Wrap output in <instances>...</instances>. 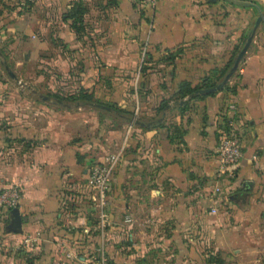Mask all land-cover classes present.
I'll use <instances>...</instances> for the list:
<instances>
[{"label":"crops","instance_id":"1","mask_svg":"<svg viewBox=\"0 0 264 264\" xmlns=\"http://www.w3.org/2000/svg\"><path fill=\"white\" fill-rule=\"evenodd\" d=\"M14 1L0 0V48L8 54L1 42L16 38L11 59L34 56L41 78L19 81L9 70L0 79V189H21L19 231L0 209V264H97L93 247L122 232L123 264H264V18L224 84L232 89L199 93L181 116L192 94L177 85L230 68L258 15L252 7L78 0L75 29L65 11L76 0H28L10 16ZM225 117L243 158L216 176ZM116 149L113 234L95 238L77 200L89 164ZM24 233L37 246L28 250Z\"/></svg>","mask_w":264,"mask_h":264},{"label":"built area","instance_id":"2","mask_svg":"<svg viewBox=\"0 0 264 264\" xmlns=\"http://www.w3.org/2000/svg\"><path fill=\"white\" fill-rule=\"evenodd\" d=\"M157 0H138V2L147 8H153ZM228 134L219 140L215 147V153L217 157L216 176H220L225 171L231 169L238 164L243 158V153L240 147V141L237 133L232 126H229ZM116 156H107L102 163L94 164L90 167L86 176V184L93 190L95 194L94 207L97 208L98 227L103 229L105 225H109L110 209L108 194L110 191V185L112 180V173L115 168ZM19 202V190L17 185H13L9 188L0 190V208L12 209L17 206ZM129 218H125V221H129ZM36 237H32L29 234L25 235L23 243L31 246ZM264 257V248L262 250ZM67 257H71L72 254L66 252ZM98 264H104L103 259L98 261Z\"/></svg>","mask_w":264,"mask_h":264},{"label":"rangeland","instance_id":"3","mask_svg":"<svg viewBox=\"0 0 264 264\" xmlns=\"http://www.w3.org/2000/svg\"><path fill=\"white\" fill-rule=\"evenodd\" d=\"M12 1H14V0H2V3L3 2L7 3V2H12ZM4 7L5 6L3 4V5H1L0 9L3 8V10H4ZM0 38L3 39L2 36H0ZM1 44H3V43L1 42ZM25 45L27 47L28 43L26 42ZM33 57L34 56H32L30 58V60H29L30 63H28V62L23 63V54L21 52H18V53L16 52L14 54V56L12 57V59L10 56H8L6 58H3L0 56V79L9 78V75H8L9 70L11 72H13V74L18 77L19 81H21V80L29 81V79L32 80L34 78L40 79L41 76L38 75L40 68H38V69L36 68V64H34L35 61H34ZM37 61H38V59H37ZM50 75H51L49 77L50 79L55 78L54 75H52V74H50ZM24 83H28V82H24ZM25 85H27V84H24L23 86H19L16 89H20L21 91L24 92L26 90ZM29 92H31V91H29ZM42 92H44V91H42ZM38 93H40V92H38ZM121 153H122V150L116 149V150H113L112 152H106L105 154H102V156H100L101 158L99 156H96L95 161H93L89 164V166L87 168V174H88V171L92 165L102 163V161L109 155H115L116 156V163H115V167H116L117 162L120 160V158L123 155ZM97 157H99V158H97ZM114 172H115V168L113 170L112 175L114 174ZM86 182H87V178L85 179L84 184H83V189H85L87 192H85L84 194L81 195L80 194L81 192L79 191L80 197L77 200L78 201L77 205L82 210L84 209L83 207H85V209H86L85 211H86L87 215L89 216V222H90L91 226H89L90 231H88V233L93 232L94 233L93 237L102 239L103 237H106L107 233L113 234L109 230H111V227H113L114 224L112 223L111 220H109V225H105V227H103V229H100L98 227L97 208L94 207L95 194H94L93 190L86 184ZM13 185H17V188L19 190V200H20L21 189H20V185L18 183L10 184L4 188H1L0 190L9 188ZM112 190L113 189L110 185V191L108 194V198L110 201L109 202L110 212H111V210L114 209L115 202L117 203L116 197L114 196L113 192L111 193ZM117 199L123 201V198L121 196L118 197ZM121 204H122V202L119 203L120 207L122 206ZM16 208H17V206H16ZM0 209H4L6 211L9 210L6 208H0ZM27 234H29V233L23 234V236L21 238V243H23V239H24L25 235H27ZM114 240H116V241L113 243H110L105 248L102 245L96 246L95 249L93 247V253H95L96 260L100 261L101 259H103L104 264H123V232H122V236H120V238L117 237V238H114ZM24 245L28 247L27 248L28 250H30L31 248H34V246H37V239L31 246H28L26 244H24ZM109 261L111 263H109ZM97 264H98V262H97Z\"/></svg>","mask_w":264,"mask_h":264},{"label":"trees","instance_id":"4","mask_svg":"<svg viewBox=\"0 0 264 264\" xmlns=\"http://www.w3.org/2000/svg\"><path fill=\"white\" fill-rule=\"evenodd\" d=\"M28 0H15L13 2V4L8 7L7 12H9V15L10 16H14V15H17L22 7V3H26ZM247 1H251L252 3H257L256 0H247ZM81 2H79L78 0H76L75 2H73V4L70 5V7L65 11V16L67 18H69L71 20V24L70 26H72L73 28H78V24L80 23V15L84 12V8L82 7V5L80 4ZM1 4V3H0ZM257 6L259 8V10H261V6L258 5L257 3ZM253 8L255 11V7L253 6H250V7H243V8ZM257 12V11H256ZM1 13V12H0ZM9 17L6 16L2 19V22L5 23V22H8L9 21ZM16 38H9V39H6V41H3L2 43L5 45V46H8L10 47L8 49V54H3V51L1 50L0 48V56L3 57V58H6L7 56H10L11 54V51L12 49L15 47V44H16ZM244 40H245V36L242 35L241 36V40H240V45H242L244 43ZM1 44V45H3ZM237 48V47H236ZM236 48H234V50L231 51V54H230V57H229V61H228V64L227 66L229 67L232 63V58L235 54V50ZM227 67L223 70H213L212 72H210V76H205L201 79V81L199 82L198 85H194V86H191L189 85V83H187L186 81H181L177 87H176V91L175 93H177L178 95L180 96H185V95H190L192 94V96H190L187 100H185L179 107H178V110H179V113L182 115L184 114H188L189 112V109L192 108L193 106V103L195 102V100L201 98V96L203 94H199V93H194L195 90L199 89L200 87H210L214 84H216L222 77L223 75L227 72ZM217 74V75H216ZM211 75H215V76H211ZM200 86V87H199ZM222 89L224 90H229V89H232V86H228V85H224L222 87ZM194 93V94H193ZM160 106L163 107L165 105V101L164 100H161L160 101ZM230 124H229V118H224V128L221 130V134H220V138L219 140H221L222 138H224L227 134H228V131H229V127ZM166 130V139L169 140V142H171V139L168 135V130L167 128H165ZM218 140V141H219ZM81 229H79V233L81 232L80 231ZM81 234V233H80ZM216 260V259H215ZM214 261V260H213ZM217 261H215L216 263ZM107 263V262H106ZM109 263H111L109 261Z\"/></svg>","mask_w":264,"mask_h":264},{"label":"water","instance_id":"5","mask_svg":"<svg viewBox=\"0 0 264 264\" xmlns=\"http://www.w3.org/2000/svg\"><path fill=\"white\" fill-rule=\"evenodd\" d=\"M209 1H216V0H209ZM223 1L231 3V4H234V5H238V6H241V7L253 6V7H255L258 15L254 18L253 24L251 26V29H250L249 33L247 34L243 45L241 46V48L239 49L238 53L234 57L230 68L224 74L222 79L219 82H217L216 84H214V85H212L210 87H205V88H201V89L196 90L195 92H197V93H208V92H212V91L218 90L226 83L228 78L232 75V73L237 68L238 62L240 61L241 57L243 56L244 52L246 51L247 47L249 46V43L251 41V38H252V36L254 34V31H255L257 25L264 18V13L260 12L259 8L256 5H254L251 2H249V1H244V0H223ZM8 75L13 77V75L9 71H8ZM10 213H11L12 218H11V221H10V223L8 225V229H10L12 231H19L20 226H21V220H20V216H19V213H18V209L16 207H14V208H12L10 210Z\"/></svg>","mask_w":264,"mask_h":264}]
</instances>
